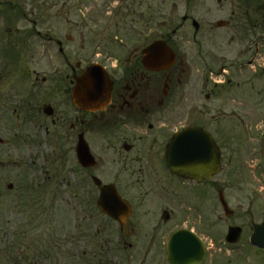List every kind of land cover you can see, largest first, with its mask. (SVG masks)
I'll list each match as a JSON object with an SVG mask.
<instances>
[{
	"label": "flooded vegetation",
	"instance_id": "flooded-vegetation-1",
	"mask_svg": "<svg viewBox=\"0 0 264 264\" xmlns=\"http://www.w3.org/2000/svg\"><path fill=\"white\" fill-rule=\"evenodd\" d=\"M0 3L30 26L0 35L4 61L12 54L0 64L12 115L0 145L21 142L36 149L31 165L61 172L24 188L68 181L109 263L168 264L169 239L189 231V264H264V0ZM159 42L173 62L153 50L145 66ZM181 132L185 171L209 156L208 178L174 172Z\"/></svg>",
	"mask_w": 264,
	"mask_h": 264
},
{
	"label": "rangeland",
	"instance_id": "rangeland-1",
	"mask_svg": "<svg viewBox=\"0 0 264 264\" xmlns=\"http://www.w3.org/2000/svg\"><path fill=\"white\" fill-rule=\"evenodd\" d=\"M0 11V35L6 30L30 27L11 19L10 10L1 3ZM6 53L4 46L0 48V64L10 61L12 54L4 61ZM2 101L5 104L8 101L0 100V137L4 138L12 128V115L2 107ZM35 151L21 142L6 147L0 145V264H118L114 256L109 258L113 260L111 263L104 260L109 247L94 236L95 229L89 230L85 213L78 209L73 211L75 200L64 187L68 181L55 182L56 179L51 178L50 191L25 193L24 183L28 177L39 175L37 178L42 179V174L51 177L61 174L58 164L52 161L38 160L31 165ZM62 174L69 175L67 171ZM8 184L13 185L12 191H7Z\"/></svg>",
	"mask_w": 264,
	"mask_h": 264
},
{
	"label": "water",
	"instance_id": "water-1",
	"mask_svg": "<svg viewBox=\"0 0 264 264\" xmlns=\"http://www.w3.org/2000/svg\"><path fill=\"white\" fill-rule=\"evenodd\" d=\"M157 51H158V54L161 56L162 55V49L160 48V45L157 47ZM146 63L147 64H150V55L147 54V57H146ZM87 78L86 76L84 77V79ZM179 137V136H178Z\"/></svg>",
	"mask_w": 264,
	"mask_h": 264
}]
</instances>
